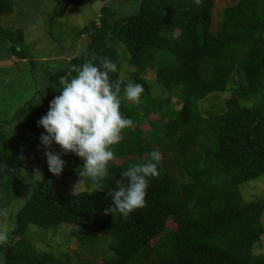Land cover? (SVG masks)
<instances>
[{
  "label": "trees",
  "instance_id": "obj_1",
  "mask_svg": "<svg viewBox=\"0 0 264 264\" xmlns=\"http://www.w3.org/2000/svg\"><path fill=\"white\" fill-rule=\"evenodd\" d=\"M122 1L137 2L138 11L118 17L108 0H55L49 26L68 6L104 5L97 20L76 32L75 41L86 36L88 43L67 69L40 68L39 102L35 97L10 120L0 121V212L14 209L9 241L0 245V264H53L51 255L27 240L29 225L83 227L89 230L85 242L111 240L110 257L101 264H264V255L253 259L252 251L264 236V199L243 191L264 175V0H238L224 10L216 30L211 28L214 0ZM13 8L14 0H0V56L24 60V31L1 25ZM102 57L118 66L110 79L121 82V97L129 81L145 89L140 104L121 100V112L133 125L114 146L120 163L110 162L101 179L105 190L96 192L93 181L83 177L86 190L71 194L66 180L79 174L83 160L53 144L65 161L61 175H52L46 163L42 180H34L18 160L19 131L42 133L38 121L59 95L54 87H60V79ZM123 65L129 73L121 79ZM149 71L155 74L152 84L145 80ZM32 78L35 84L37 77ZM222 95L229 97L223 101ZM172 98L180 101L179 109H169ZM208 100L216 101L203 109ZM152 150L163 153L161 174L151 179L145 206L127 217L106 213L108 188L126 183L121 173Z\"/></svg>",
  "mask_w": 264,
  "mask_h": 264
},
{
  "label": "rangeland",
  "instance_id": "obj_2",
  "mask_svg": "<svg viewBox=\"0 0 264 264\" xmlns=\"http://www.w3.org/2000/svg\"><path fill=\"white\" fill-rule=\"evenodd\" d=\"M237 1L214 0L211 11L212 30L217 29L224 10L233 6ZM54 3L55 0H14L13 12L1 17V25L5 29H20L24 31L26 35L27 56L24 60H20L16 56L9 54L7 56L3 52L1 53L0 121L10 120L17 109L29 104L32 100H35V97L38 98L42 95L44 80L40 71L43 68L67 69L69 67L68 61L82 53L85 45L88 43V38L82 36L75 41L76 32L93 20H97L99 11L104 5L103 3H95L93 6L81 8L72 5L68 6L63 16L53 23L52 26H49L47 24ZM106 5L110 10L115 11L118 17L130 16L138 11V3L135 1L108 0ZM176 34L177 32H175ZM240 55L238 63L243 64L246 58L244 55ZM30 58L36 64L35 71L31 70ZM128 73L129 68L123 65L120 78H125ZM32 75L37 77L35 78L37 79L35 84ZM154 79L155 74L153 71L146 73L145 80L148 83L152 84ZM35 86L37 87V92ZM154 93L163 98L167 96V94L159 91ZM228 97L229 95L220 96L223 101L224 98ZM215 101L208 100L202 103L203 109H207ZM169 107L170 110L179 109L180 101L172 98ZM149 118L154 119L155 117L150 116ZM148 128V124L141 126L142 131H146ZM19 134L16 141V149L19 151V162L29 170L34 180H42L43 171L47 163L44 155L45 151H53L59 154V150L53 145L50 148H45L41 144L40 136L43 132L37 135L33 131L22 129L19 131ZM75 157L77 156L75 155ZM77 158L79 161H82L81 158ZM113 162L115 164L120 163L115 159ZM72 166H75V169L78 168L76 165L72 164ZM66 181L67 190L71 194H77L86 190L84 179L79 174L67 178ZM251 184H253L252 187L243 188V191L245 193L250 192L251 196H259L264 199V175L251 181ZM254 186H259L261 190L252 191L251 189ZM94 188L92 187L91 189L93 190ZM248 199H250V196L247 197ZM4 222L5 217L0 214V224ZM261 222L264 225V214ZM86 235H89V230L86 228L73 229L72 227L64 226L53 230H44L29 225L26 232V237L30 244L40 253L45 252L51 255L53 264H101L102 260L110 257L106 249L110 245L111 240L107 238L97 240V238L90 237L85 242L83 237H86ZM252 251L253 259L258 258L262 254L264 255V236Z\"/></svg>",
  "mask_w": 264,
  "mask_h": 264
},
{
  "label": "clouds",
  "instance_id": "obj_3",
  "mask_svg": "<svg viewBox=\"0 0 264 264\" xmlns=\"http://www.w3.org/2000/svg\"><path fill=\"white\" fill-rule=\"evenodd\" d=\"M73 70L75 76L62 77L60 87H54L59 95L50 101L47 113L38 121V127L44 130L40 142L45 148L55 144L64 154L81 158L79 175L91 179L96 192L103 191L101 179L107 176L108 166L117 156L114 146L120 143L122 132L133 125V120L121 112V100L140 104L145 89L142 84L129 81L123 86L121 97V82L110 79V73H116L118 66L107 57H102L99 63L88 60ZM44 155L48 171L54 176L61 175L65 166L61 156L53 151H45ZM162 156L161 151L152 150L142 162L121 173L126 183L116 181L114 188H108L111 207L106 213L127 217L145 206L150 181L161 174ZM13 211L9 208L0 213L5 217L0 224V245L9 241L8 220Z\"/></svg>",
  "mask_w": 264,
  "mask_h": 264
}]
</instances>
